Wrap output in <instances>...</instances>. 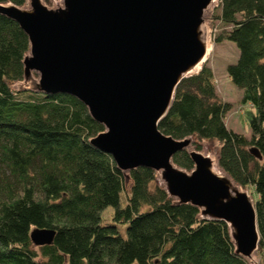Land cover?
Returning a JSON list of instances; mask_svg holds the SVG:
<instances>
[{"label":"trees","instance_id":"1","mask_svg":"<svg viewBox=\"0 0 264 264\" xmlns=\"http://www.w3.org/2000/svg\"><path fill=\"white\" fill-rule=\"evenodd\" d=\"M9 2L26 0H0ZM212 19L214 42L238 50L226 71L250 106V135L228 127L232 105L218 95L207 63L178 83L158 127L176 139L219 142L218 166L254 201L264 264V0H218ZM29 50L26 32L0 13V264H251L236 252L226 221L171 196L155 169L122 170L95 148L90 139L105 126L78 98L15 89ZM173 162L194 168L187 148ZM108 206L111 222L103 219ZM35 227L54 228L53 241L35 245Z\"/></svg>","mask_w":264,"mask_h":264},{"label":"water","instance_id":"2","mask_svg":"<svg viewBox=\"0 0 264 264\" xmlns=\"http://www.w3.org/2000/svg\"><path fill=\"white\" fill-rule=\"evenodd\" d=\"M211 0H64L49 8L0 3V13L26 32L25 79L39 74L36 89L75 96L105 129L90 139L122 170L146 166L161 171L165 188L201 215L226 221L237 253L248 258L260 235L254 201L229 178L212 170V159L190 150L192 171L173 155L189 146L159 129L178 83L198 72L206 42L200 27ZM203 59V60H202ZM200 68L190 72L198 63ZM252 154L262 157L256 148ZM54 228L35 227V245L50 244Z\"/></svg>","mask_w":264,"mask_h":264},{"label":"rangeland","instance_id":"3","mask_svg":"<svg viewBox=\"0 0 264 264\" xmlns=\"http://www.w3.org/2000/svg\"><path fill=\"white\" fill-rule=\"evenodd\" d=\"M31 1L32 0H26L25 4L21 7L30 9L32 7ZM42 3L45 4L47 7L53 9L64 7V0H42ZM217 4H218V0L216 4L212 6V8L205 11L203 14L202 39L205 42L208 41V43L211 45V51L207 56V58L205 59V61L203 62V64L207 63L208 65H211L212 68L214 69L218 95L222 98L223 101L225 100L231 102L232 107L225 116V121L228 127L249 136L250 127L248 125L246 112L248 109H250V106L249 104H244L240 101L242 91L238 89L230 81L226 71L227 65L229 63L234 62L237 59L238 50L235 47L236 45L234 43L225 41L216 44L214 42V33L216 32L218 27V25L217 26L215 25L218 23V21L217 20L213 21L212 16L214 13V8L216 7ZM36 72L37 71H32V73L28 78L14 82L12 86L15 89L36 88L35 86L39 78V74H37ZM189 138L191 139V143L189 144L187 149L189 151L197 150L203 153L204 155L209 156L216 163V166L220 169L217 163L219 142L216 140L212 141V140L199 139L195 136H189ZM198 144L200 145L199 149L197 146ZM175 165L178 166L177 164ZM158 180L160 182L162 181L161 174L159 172H158ZM163 184L165 185L164 182ZM127 187H129V184L127 185ZM122 201L123 202L125 201L123 197H122ZM112 211H113L112 206H108L104 210L103 219L105 221L111 222ZM118 226L122 232L125 231L126 223H119ZM258 261L259 258L257 256L256 261H250V262L251 264H258L259 263Z\"/></svg>","mask_w":264,"mask_h":264},{"label":"bare ground","instance_id":"4","mask_svg":"<svg viewBox=\"0 0 264 264\" xmlns=\"http://www.w3.org/2000/svg\"><path fill=\"white\" fill-rule=\"evenodd\" d=\"M216 2H217V0H211V2H210V4L208 5V7L205 9V11H207V10H209L210 8H212V6L214 5V4H216ZM204 11V12H205ZM200 30H201V33H203V27L201 26L200 27ZM210 51H211V45L208 43V41L206 42V54H205V56L203 57L204 59H206L207 58V56L209 55V53H210ZM203 60V59H202ZM203 61H201L200 63H198L191 71H189V73L190 72H195L197 69H199L200 68V65H201V63H202ZM212 170L214 171V172H216L218 175H220V176H224V177H227V178H229L230 179V181H231V183H232V186L234 187V186H237L236 184H235V182L228 176V175H226V173L224 172V171H221L217 166H216V163L213 161V163H212ZM159 173L161 174V171H159ZM164 181L162 180V183H163ZM248 259L250 260V261H256L257 260V255H256V250H254L253 252H252V254L248 257Z\"/></svg>","mask_w":264,"mask_h":264}]
</instances>
